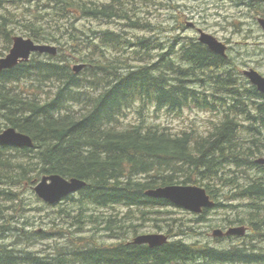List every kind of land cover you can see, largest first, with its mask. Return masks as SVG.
<instances>
[{"label":"trees","instance_id":"1","mask_svg":"<svg viewBox=\"0 0 264 264\" xmlns=\"http://www.w3.org/2000/svg\"><path fill=\"white\" fill-rule=\"evenodd\" d=\"M240 2L264 17V0ZM161 3L0 0V58L13 44L21 7L33 16L26 35L58 44L56 55L33 53L0 71V131L14 127L34 141L32 148L0 145V264H264V167L255 161L264 156V95L236 73L229 54L222 57L195 37L182 42L176 35L167 45L158 34H135L164 31V24L142 17L141 8ZM50 22L61 24L53 28ZM112 22L122 28H102ZM76 62L85 64L79 73ZM137 105L139 121L124 126L126 111ZM152 107L173 115L197 107L220 118L206 133L173 132L148 123ZM52 174L87 182L78 198H65L79 199L81 213L89 204L137 208L141 219L166 226L171 240L154 248L112 242L118 229L133 232L139 225H119L112 215L99 220L96 212L89 221L103 237L73 236L62 228L29 231L27 221L22 227L13 222V213L27 209L21 186L33 187ZM192 183L206 188L215 207L238 206L218 201V191L229 201L247 200L248 209L227 217L228 225L249 227L243 242L220 247L172 238L175 230L184 233L186 223L157 216L172 204L146 192ZM38 241L41 250L33 248Z\"/></svg>","mask_w":264,"mask_h":264},{"label":"rangeland","instance_id":"2","mask_svg":"<svg viewBox=\"0 0 264 264\" xmlns=\"http://www.w3.org/2000/svg\"><path fill=\"white\" fill-rule=\"evenodd\" d=\"M162 2L161 4H148L147 7L142 8V17L155 22L162 28L164 24V31L161 29L160 33L155 32H141L136 31L138 35H153L158 34L157 40L164 41L169 45L174 39V36H179L182 42L189 40L190 38H198V28L204 30L217 37L220 41L225 42L228 45V54L236 62V73L239 76H244V70L254 68L258 70L264 76V31L260 27L257 19L262 16L258 13L254 6L250 7L241 0H154ZM12 11L19 10L20 23L14 25L16 35H23L29 37L26 34L29 32L24 26L32 23L33 16L29 15L24 8H16L13 5H8ZM27 11V12H26ZM80 17V16H79ZM178 17V19H176ZM81 18H79L80 20ZM177 20L179 22H177ZM195 23L194 26H190L189 23ZM47 27L46 22H40ZM57 23L50 22L49 26L56 28ZM84 23L87 25L88 20L84 19ZM185 25L182 29L181 26ZM180 27V28H176ZM104 29L118 30L122 27L116 22L107 23L102 26ZM177 30H174V29ZM130 35V34H129ZM66 39V35H62L61 38ZM179 41V40H178ZM51 44L58 45L50 42ZM76 43V42H75ZM118 51L113 50L112 56H117ZM81 62L73 63L78 64ZM247 78V77H246ZM138 105L134 108H130L126 111L125 116L122 118L124 126H129L132 123L139 121ZM220 115L205 109L197 107H185L179 115H173L167 113V111H155L152 107L150 112L147 113L148 123L158 124L161 126L169 127L173 132H180L182 130H197L200 133H206L208 129H211L214 123L218 120ZM247 136V133H245ZM194 184V183H192ZM199 185V184H198ZM218 191L217 200L224 205L236 204V208L232 207H213L206 210L203 214L202 220H197L199 217L196 213L188 212L180 207L174 205H166L163 208L164 213H159L157 216H172L178 218L186 223L184 226V233L180 230H175V234L172 238H183L186 241H197L200 243H206L213 246L227 247L230 245L243 242L246 238L235 237L233 239H226L222 242L214 240L212 237L213 229L221 225H228L229 220L227 217L234 215L238 209H248L247 200L237 199L234 201L226 200L224 196H220ZM20 197L25 199L27 209L23 213H13L9 211V214L14 215V221L21 227L23 223L27 221L29 226L26 228L29 231H43L47 229L62 228L70 230L73 236L77 235H92L96 234L98 237H103L102 230L95 228V224L89 221L91 213H97L99 220H103L104 217L113 216L116 217V212L123 211L122 220L133 222L138 226V232L140 233H159L165 231L167 227L159 228L152 220H143L140 218L141 214L137 208H128L123 205H115L108 208H99L92 204L86 205L85 209L81 213V205L79 199L63 200L56 205H49L40 199L33 187L28 185L21 186ZM76 198L79 196L76 194ZM215 200V199H214ZM216 201V200H215ZM145 209V208H144ZM64 211H68L66 214ZM12 215H9L10 219ZM153 216V214H151ZM76 217H80L81 223H79ZM138 217V218H137ZM227 219V220H226ZM16 220V221H15ZM198 221V222H197ZM74 223L70 226V224ZM124 223V221L122 222ZM75 225V226H74ZM190 227V228H189ZM166 232V231H165ZM251 234V232L249 231ZM104 239H106L104 237ZM111 240V238H109ZM116 242V240H111ZM10 242V240H9ZM53 243V240L48 242ZM44 244L40 241L37 245L33 246L35 250H41L44 248ZM198 264H208L206 261H201Z\"/></svg>","mask_w":264,"mask_h":264},{"label":"water","instance_id":"3","mask_svg":"<svg viewBox=\"0 0 264 264\" xmlns=\"http://www.w3.org/2000/svg\"><path fill=\"white\" fill-rule=\"evenodd\" d=\"M258 23L264 31V17H259ZM189 25L195 26L192 22ZM198 32L199 41L208 46L211 51L222 57L228 56V45L226 43L200 28ZM36 52L56 55L58 48L53 44L39 43L31 37H25L23 35L14 36L13 44L9 52L0 58V71L11 69L20 62L28 61L31 55ZM84 67V63H78L73 66V70L78 73ZM244 75L264 95V76L254 68L245 69ZM0 145L32 148L34 141L28 134L20 132L14 127H7L0 131ZM256 162L264 165V157L257 158ZM86 185L87 182L85 180L77 177L66 178L60 174H52L42 177L36 182L33 189L36 195L44 202L55 205L62 202L65 197L82 190ZM146 194L154 198L166 199L177 207L198 214L202 213L205 209L214 207L216 204L205 187L197 184L158 186L147 190ZM246 234L247 227L245 225L231 226L227 231L217 228L212 233L214 237H221L223 235L245 236ZM169 241L170 238L167 234L146 233L136 236L133 244H147L149 247L154 248L165 245Z\"/></svg>","mask_w":264,"mask_h":264},{"label":"flooded vegetation","instance_id":"4","mask_svg":"<svg viewBox=\"0 0 264 264\" xmlns=\"http://www.w3.org/2000/svg\"><path fill=\"white\" fill-rule=\"evenodd\" d=\"M264 167V166H263ZM188 212H190V211H188ZM205 211H203L202 213H199L198 215H199V217H196V218H198L197 220H202V219H204L203 218V216H204V213ZM192 213V212H191ZM124 213H123V211H121V210H119V211H117L116 212V217H115V220H116V222L119 224V225H122V222L124 221V220H122V216L124 217V219H126L125 218V215H123ZM168 220V216L166 215L165 216V220ZM150 220V219H149ZM148 221V220H147ZM231 225H221V226H219V227H216V228H214L213 229V231L215 230V229H217V228H220V229H222L223 231H227L228 229H229V227H230ZM121 229V228H120ZM120 229H118L117 230V234L114 236L115 238H114V240H116V242H118V243H121V242H126V244L127 245H135V244H133V240H134V238H136V236H138L139 234H146V233H140V232H138V230H134L133 232L132 231H130V232H125V233H123V232H121V230ZM247 229H249V227H247ZM162 232H164L165 234H167L164 230L162 231ZM168 236H170L169 234H167ZM213 238H214V240H216V241H218V242H222L223 240H226V239H233V238H235V237H238V236H234V235H230V236H226V235H223V236H221V237H214V236H212ZM170 239H171V237H170Z\"/></svg>","mask_w":264,"mask_h":264},{"label":"bare ground","instance_id":"5","mask_svg":"<svg viewBox=\"0 0 264 264\" xmlns=\"http://www.w3.org/2000/svg\"><path fill=\"white\" fill-rule=\"evenodd\" d=\"M2 92V91H1ZM49 113V112H48ZM216 196V195H215Z\"/></svg>","mask_w":264,"mask_h":264}]
</instances>
